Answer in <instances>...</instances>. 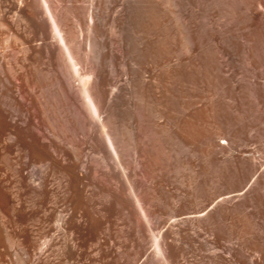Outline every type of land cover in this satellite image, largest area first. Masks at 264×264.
<instances>
[{
  "label": "bare ground",
  "instance_id": "obj_1",
  "mask_svg": "<svg viewBox=\"0 0 264 264\" xmlns=\"http://www.w3.org/2000/svg\"><path fill=\"white\" fill-rule=\"evenodd\" d=\"M0 264H264V0H0Z\"/></svg>",
  "mask_w": 264,
  "mask_h": 264
}]
</instances>
